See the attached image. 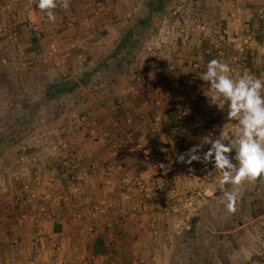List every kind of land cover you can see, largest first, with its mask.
Segmentation results:
<instances>
[{
    "label": "crops",
    "instance_id": "0c3cea01",
    "mask_svg": "<svg viewBox=\"0 0 264 264\" xmlns=\"http://www.w3.org/2000/svg\"><path fill=\"white\" fill-rule=\"evenodd\" d=\"M9 1L0 0V27L13 29L17 40L15 46L9 34L0 32V61L15 65L10 71L14 77L11 89L17 92L13 103L25 107L23 111L28 108L30 119L17 146L24 160L8 157V165L0 170V264H169L172 258L166 255L174 244L165 234L169 236L174 220L172 204L161 195L144 199L133 187L120 188L126 175L141 178L144 184H149L148 173L154 175L145 158L131 151L134 142L158 154L164 148L160 158L175 168L182 183L207 188L209 197L195 224L206 220V237L215 242L216 252L227 264H264V211H223L226 201L218 183L220 173L214 174L213 168L209 177L191 180L190 165L176 162L179 154L211 134L208 127L177 135L159 127L170 109L179 112L182 108L189 115L202 112L208 116L217 135L230 122L227 104L224 111L210 104V85L199 77L212 56L222 61L228 52H211L212 42L223 44L225 35L237 32L240 20L233 12L227 15L229 3L206 0L205 13L200 8L199 16L189 18L190 1L184 2L185 18L174 20L176 33L162 34L156 50L143 51L144 35L154 26L160 33L169 21L165 14L175 10L174 4L170 6L173 0L169 1L152 14L138 36L133 35L139 42L123 57L116 47L135 23L130 18L132 11L139 9L137 19L146 16L145 0L132 9L131 0H70L68 10H55V22L37 7L38 0H19L12 11L6 10ZM247 6L259 11L264 0ZM217 15L224 19V28L217 29L222 36H214ZM36 23L41 30L38 38L32 31ZM263 35L259 30L250 40V53L255 56L250 69L258 75L262 74ZM56 83L65 85L66 92L52 93ZM81 116L87 118L86 131L77 127ZM176 136L179 142L174 144ZM59 139L75 149L73 167L78 176L71 188L63 173L66 168L60 164L65 151L55 149ZM209 148L205 145L200 154ZM85 171L91 175L84 176ZM26 183L35 194L29 201H25ZM259 187L264 189V182H245L237 187L241 189L238 196L260 202L264 193H256ZM231 188L224 186L225 191ZM214 201L221 203L219 208ZM99 204H104L105 214L93 209ZM153 228L157 229L155 236L151 235ZM190 231L184 234L196 233Z\"/></svg>",
    "mask_w": 264,
    "mask_h": 264
},
{
    "label": "rangeland",
    "instance_id": "374dc122",
    "mask_svg": "<svg viewBox=\"0 0 264 264\" xmlns=\"http://www.w3.org/2000/svg\"><path fill=\"white\" fill-rule=\"evenodd\" d=\"M141 1L142 0H131L130 1L131 2V9L136 8V7L139 8V4L141 3ZM187 1H190V7L192 8V11H191V14L189 15V18H191V17L196 18L197 16L200 15L199 13L201 10H202L203 14L205 13L203 11V7L205 5L206 0H173L172 4L170 6H172L174 4L175 5V6L173 5L174 9H176V7L179 6L180 11L177 12L176 14H173V12H172V15H170L172 10L167 12L165 14V18H166V20H169L168 23H173L176 26H178V24L175 23L174 20L175 19L181 20L180 16H184V18H185L186 9H185V7L183 9H181V4H184V2H187ZM226 1H227V3H229V5H228L229 7L226 11L227 15H229L230 13L233 12V17L238 18L240 20V22L238 21L239 25L237 26V32L236 33H228L227 35H225L226 41H224L223 44H221L219 42L218 43L212 42V46H215V47H213V48L210 47L209 50L211 52H212V50H215V51L220 50L221 52L219 53V55H222V51H228V52L224 53V60H222V61H224L230 65V67L233 69V75L234 76L247 72L249 74L255 75L256 77L264 78V44L262 45V48H261L262 53L260 55L261 56V63L260 64H262V67H261L262 68V71H261L262 74L261 75H258V73L255 74V73H253L252 68L250 69V63H251L252 59L255 57L252 55V53H250L253 51V47H252L253 44L250 43V40L253 36H256V32L259 30L262 31V33L264 34V7L259 11L253 12L252 8L248 7L247 5L250 4L251 7H253L255 0H248L245 2V4L243 3L242 0H226ZM170 2H171V0H170ZM257 7L258 6L254 7V8H257ZM200 8H201V10H200ZM138 10L132 11V13L130 14L131 21H134V20L136 21V19H137V15H136L137 13L136 12H138ZM220 16L221 15H217V18H215L216 23L213 24V25H215V27H214L215 30H217L219 27H220L219 30L224 28V23H223L224 19H220ZM197 22L200 25V23H202V19L198 17ZM217 22H220V24L218 25ZM154 28L155 29L152 30L150 33H147V35L146 34L144 35L147 38L146 39L147 43L152 41L159 33V30H158L159 27L154 26ZM180 29L184 30L183 28H180ZM177 30H178V27H176L175 33ZM254 31H255V33H254ZM216 32L217 33H214V34H217V35H214V36H219L221 34V32L218 33V30ZM180 34H182V36L184 37V35H186L185 30ZM222 35L223 34H221V36ZM244 38L246 41H244ZM217 47H219V48H217ZM141 49L143 51H145L144 46ZM141 49H139V50H141ZM217 57L214 55V56H212V58L210 60L218 59ZM204 65H201V67ZM14 66L15 65H12V64L7 65L6 63L0 61V68L2 69L1 74H0V85L5 86L4 87L5 90L3 88H0V170L3 169V167L6 166V164L8 165L6 158L12 157L14 159L20 160V155H18L19 151H18L17 146L19 145L21 138L24 136L23 132H24V129L26 128V123L30 119V117L28 116V108H26L25 111H23V109L25 107H22L21 105L15 106V104L13 103L14 102L13 98H14L15 94H17V92H15L14 90L11 89L13 86V83H14L13 82L14 77L12 76V74H11L12 72H10V71L15 70ZM197 69H199V68H197ZM168 71H169V69H168ZM199 81L200 80H198V81L195 80L196 83H198ZM10 93H12V94H10ZM201 113H196V114L198 115ZM206 117L208 118V116H206ZM178 118H179V116H178ZM225 125H226L225 128L227 129V131L231 132L236 127V121L231 120L228 124H225ZM203 128H205V127H203ZM203 128L194 127L193 131L196 129H203ZM190 130L192 131V129H190ZM191 131H189V132H191ZM215 132L218 133L217 131H215ZM151 152L154 155L153 157H156L154 159L160 158V156H159L160 153L158 154V152L155 153L154 151H151ZM23 154L24 153H22V155ZM139 155H141V154L139 153ZM144 161H146V160H144ZM194 163H196V165H197L198 162H194ZM146 165H147V162H146ZM197 167H198V165L193 167V171L199 172V167L198 168ZM215 173H217V171L214 170V174ZM188 174H189V172H188ZM210 175H212V173ZM124 188L125 187H123L121 189L124 190ZM238 190H241V189L234 187V190H233V188H231V190H230V191H235L237 193V199H236V203H235V209H236L235 211H241V212H243L244 210L264 211V200L257 202V199L252 200V197H248V196L243 197V195L238 196V194L239 195L241 194V193H239ZM260 190H261L260 192H256V193L257 194L264 193L263 188H260ZM138 196H140V195H138ZM151 197L152 196H150L146 199H151ZM222 198H225L224 195L222 196ZM244 198H246V199L244 200ZM262 198H264V195H262ZM249 199L251 201H248ZM214 202H215V205H217V204L221 205V203L219 201L218 202L214 201ZM217 208H219L218 205H217ZM222 209H223V211L228 212V210L226 208V203L223 204ZM199 216H200V218L202 217L201 212H199L198 217H195V220L200 219ZM205 222H206V220H203V219L198 221L197 225L195 224L197 222L196 221L194 222V225H193L194 230L193 229L191 231L189 230L190 232H194V231L196 232L192 236L188 235V233L184 234L185 232L182 233L181 235H177V236L174 235L173 234V228H172L173 222H172L171 228L169 230V232H170L169 236H167L165 234L166 238L168 237L171 239L170 244H174L173 251L172 252L170 251L169 254L166 255L169 257L171 255L172 261H170L169 264H227L226 263L227 260L223 259V257L221 255H219L218 252H216L217 246L215 245V242L210 241L208 239V237H206L205 230H204L205 229ZM206 228H208V227H206ZM156 232H157V229L153 228L151 230V235L155 236L154 234H156ZM163 240L168 241L169 239H167V240L163 239ZM161 264H162V262H161Z\"/></svg>",
    "mask_w": 264,
    "mask_h": 264
},
{
    "label": "clouds",
    "instance_id": "9594fccd",
    "mask_svg": "<svg viewBox=\"0 0 264 264\" xmlns=\"http://www.w3.org/2000/svg\"><path fill=\"white\" fill-rule=\"evenodd\" d=\"M37 7L49 21L55 22V10H68L70 0H38ZM199 77L210 85V104L222 111L227 104V120L236 121V127L231 132L222 128L215 137L211 134L203 137L199 144L179 154L176 162L187 165L211 163L220 173L218 183L226 208L235 212L237 193L225 191L224 186L264 182V78L247 72L234 76L230 65L218 59L209 61L206 71ZM205 145L210 148L201 155Z\"/></svg>",
    "mask_w": 264,
    "mask_h": 264
},
{
    "label": "built area",
    "instance_id": "2783aa9c",
    "mask_svg": "<svg viewBox=\"0 0 264 264\" xmlns=\"http://www.w3.org/2000/svg\"><path fill=\"white\" fill-rule=\"evenodd\" d=\"M19 0H10L9 3L6 5V9L12 11L13 6L18 3ZM180 11V7H176L173 11V14H176ZM176 25L173 23H166L164 25V29L161 30L160 33L150 42L146 43L144 49L146 52H152L156 50V47L160 45L161 36L162 34H174ZM32 31L35 34V37L38 38L40 36V27L39 25L33 24ZM182 32L184 30H181ZM0 32L9 34V39L13 41V44L16 46L17 40V33L13 29H8L5 26L0 27ZM181 32V33H182ZM186 35H184L185 37ZM51 50L55 49V46L52 44L50 45ZM179 118L182 120V124L180 125V133H185L190 129H194V127L203 128L208 127L210 133L212 135L217 136L215 132V127L209 124V118H207L203 114H193L189 115L188 112L182 108L179 112ZM77 127L80 130L86 131L88 122L85 116H81L76 120ZM227 130V129H225ZM180 135V134H179ZM45 140L46 137L43 136ZM174 144L179 142V136H176L172 139ZM115 144V143H114ZM113 144V145H114ZM133 152L140 153L142 157L145 158L146 162L150 166V170L153 171L154 175L152 176L149 174V184H144L143 180L132 178L130 176H124L121 182L120 188H123L124 185L130 186L135 188L136 192L139 193L141 198H148L150 196L156 197L161 195L168 200L170 204H172V212L174 213V220H173V234L174 235H181L184 232H187L191 229L192 220L195 217H198L199 212L202 206L206 203L207 198L209 197L207 188L203 187L202 185H196L189 187L188 184L182 183L179 179L177 174L175 173V168L171 164L165 163L161 158L154 159L153 153L149 152L145 146L141 142H134L133 146L131 147ZM56 150H64L65 154L62 160L60 161L61 166L65 169L63 173H65V177L67 178L68 187L71 188V184L76 181L77 174L75 173V169L73 167L75 157V149L69 147L66 140L59 139L58 142L55 144ZM164 148H161L159 153H163ZM25 158V154L20 156V160L23 161ZM163 165V167H161ZM199 166V172L193 171V167ZM192 163L189 168V178L191 180H197L198 178H207L213 171V166L211 163L205 165L203 163ZM167 169V171L165 170ZM84 176H90L89 171H85L83 173ZM109 183L108 180H106ZM24 190L28 191V196L25 201H29L30 198L34 197L35 194L30 190V184L26 183L23 186ZM24 201V200H23ZM95 211L99 214H105L106 209L104 204L95 205L93 207ZM44 215H47L46 209L42 208L41 211ZM109 255H112V252H109Z\"/></svg>",
    "mask_w": 264,
    "mask_h": 264
},
{
    "label": "trees",
    "instance_id": "16d2710c",
    "mask_svg": "<svg viewBox=\"0 0 264 264\" xmlns=\"http://www.w3.org/2000/svg\"><path fill=\"white\" fill-rule=\"evenodd\" d=\"M170 0H145L144 6L146 8V16L144 18L137 19L135 23L128 28L125 33L122 35L117 47L116 51L123 52L124 56L128 55L132 49L138 44L139 40L137 38H133V35H139L142 28L149 25L151 16L154 13H158L161 11ZM205 45V43H204ZM174 72L173 70H171ZM192 79V78H191ZM63 84H55L52 87L54 94H58L61 92H66V86ZM71 86V85H68ZM47 96L51 97L52 94L46 93ZM179 113L175 109H170L167 114L162 118L159 123V127L162 132L177 135L180 130V125L182 124V120L178 118ZM196 220H192V225Z\"/></svg>",
    "mask_w": 264,
    "mask_h": 264
}]
</instances>
